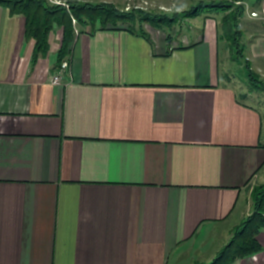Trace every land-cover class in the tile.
Instances as JSON below:
<instances>
[{
	"label": "crops",
	"instance_id": "obj_1",
	"mask_svg": "<svg viewBox=\"0 0 264 264\" xmlns=\"http://www.w3.org/2000/svg\"><path fill=\"white\" fill-rule=\"evenodd\" d=\"M95 23L60 62L53 27L33 61L25 16L0 4V264L197 260L262 175L264 111L223 82L213 16L176 36ZM251 50L264 64V33ZM256 237L222 263L264 264Z\"/></svg>",
	"mask_w": 264,
	"mask_h": 264
},
{
	"label": "rangeland",
	"instance_id": "obj_2",
	"mask_svg": "<svg viewBox=\"0 0 264 264\" xmlns=\"http://www.w3.org/2000/svg\"><path fill=\"white\" fill-rule=\"evenodd\" d=\"M50 5H60L57 2L69 3L68 0H46ZM234 3L235 5H242L244 7V15L240 18L239 26L241 29V37L239 39L242 43V51L240 52L241 57L238 53L233 52L230 49V42L220 40L219 42V63L220 71L222 73V79L224 83L232 85L239 97L242 100L257 106L264 111V93L253 87L245 74L244 63L247 59L250 67L255 71L256 76L264 81V64H262V57L255 58L251 50V44L257 38L262 37L264 33V3L263 0H119L117 2L109 3L118 12L131 13L128 19L121 20L122 23L131 25L135 30H143L146 24L153 26L149 20H142V16H160L167 15L169 20L159 22L167 32L176 36V34L189 30L190 27H194L197 23L203 21V14L214 17L217 26L220 24L221 12L217 11L215 7L206 6L211 3ZM64 6V5H62ZM65 7V6H64ZM230 9L225 10L226 12ZM86 18L85 16H83ZM75 18V17H74ZM78 19H72L74 26V33L80 32L85 29L88 24L78 23ZM89 21V20H88ZM98 21V20H97ZM119 22V21H117ZM96 23H91L92 27ZM101 26V25H100ZM58 38L61 37V28L58 27ZM264 190V168L260 178L254 179L250 182L247 188V203L243 209V213L240 219L237 221L234 233L228 237L221 236L222 234L218 231V236L214 239V244H210L206 249L207 251L203 257L199 259L182 260L180 264H205L211 262V258L208 256L212 251L218 250L215 253L213 261L220 253H225L224 263L230 260L232 257L235 247L238 245H247L244 242L246 237L245 232H238L243 226L244 222L251 217V222L257 224H264V196L260 194ZM263 198V200H262ZM248 224V223H247ZM247 226V225H246ZM250 226V225H249ZM254 226V228H255ZM253 228V229H254ZM248 233V232H246ZM225 237V238H224ZM250 249L251 245L248 244ZM206 251V250H205ZM214 254V253H213ZM224 257V256H223ZM208 258V259H207ZM190 260V261H189Z\"/></svg>",
	"mask_w": 264,
	"mask_h": 264
},
{
	"label": "trees",
	"instance_id": "obj_3",
	"mask_svg": "<svg viewBox=\"0 0 264 264\" xmlns=\"http://www.w3.org/2000/svg\"><path fill=\"white\" fill-rule=\"evenodd\" d=\"M0 4L6 5L11 11L20 12L25 16L26 37H31L35 40L33 61H35L38 56L43 55L48 51V35L53 27H59L62 30L60 47L58 50V61L60 62L63 60L67 48L75 34L72 15L78 19V23L88 24V26L91 23H95L96 20H99L101 28H106L109 23L116 26L117 21L128 19L129 16H131V13L118 12L113 6L106 2L98 4L71 3L70 10L61 5H50L46 0H0ZM206 6L215 7L216 10L222 14L220 24L217 26L218 40L230 42V49L233 52L238 53V56L241 57L240 52L243 47L242 43L239 41L241 37L239 21L245 13L244 7L242 5H235L234 3H225V1L223 3L206 4ZM227 9L230 10L226 12L225 10ZM141 16L142 20H145L146 18V20H149L154 27H162L159 22H164L165 20L170 19L167 15H164L163 17ZM128 28L132 30L134 29L131 25H128ZM244 60L245 63L243 67L249 83L264 93V81L256 76L255 71L250 67L248 60ZM260 194H263L264 196V190ZM262 206H264V204H262ZM251 220V217L248 218L238 231L239 233L243 231L245 232L246 237H244V242L247 245H237L235 251L232 253L233 258L250 254L259 248L256 235L260 228L264 227V224L260 223L255 226L256 222H251ZM248 244L251 245V249ZM225 257V253L222 252L211 264H223L224 262L222 263V261Z\"/></svg>",
	"mask_w": 264,
	"mask_h": 264
},
{
	"label": "built area",
	"instance_id": "obj_4",
	"mask_svg": "<svg viewBox=\"0 0 264 264\" xmlns=\"http://www.w3.org/2000/svg\"><path fill=\"white\" fill-rule=\"evenodd\" d=\"M60 5H64L67 9H69V5L65 2H57ZM73 20H75L73 18ZM69 68V63L68 61L64 60L59 67L56 70V73L52 76L51 82L52 83H59L62 74Z\"/></svg>",
	"mask_w": 264,
	"mask_h": 264
}]
</instances>
